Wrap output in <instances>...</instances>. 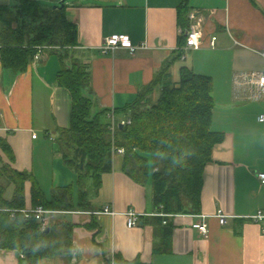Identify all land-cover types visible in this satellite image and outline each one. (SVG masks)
<instances>
[{
	"label": "crops",
	"instance_id": "obj_1",
	"mask_svg": "<svg viewBox=\"0 0 264 264\" xmlns=\"http://www.w3.org/2000/svg\"><path fill=\"white\" fill-rule=\"evenodd\" d=\"M1 1L8 11L0 10V14L13 19L17 0L12 7ZM52 1L57 4L54 8L64 1L67 21L77 28V45L64 51L68 66L87 67L90 83L84 94L94 103L93 115L108 111L112 116L117 111L115 119L125 121V109L152 87L166 66L174 84L187 68L212 78V129L223 133L224 140L214 147L212 161L204 170L200 213L171 215L163 222L156 220L151 181L134 182L123 169L124 155L115 154L113 170L102 176L101 187L96 190L91 180L86 183L89 208L51 210L60 252L38 264H114L117 256L142 264H264V226L247 218L264 209V184L257 177L264 173V123L258 121L264 114V100H250V88L234 84L239 73L264 71V0H254L255 4L251 0H188L190 22L200 25L203 37L198 50L181 57L177 9L183 0ZM17 26L13 22L11 28ZM5 28L0 24L4 198L11 201L15 190L3 174L7 166L32 174L48 199L56 188L74 186L78 206L77 174L65 164L58 145L60 132L70 127L71 120L70 91L57 81L62 69L60 52L41 48L38 61L34 58L24 72H13L1 62ZM114 34L128 36L136 51L131 54L119 48L103 54L105 39ZM213 37L217 40L211 47ZM158 91L156 87L151 98L155 94L157 98ZM48 159L54 170L50 190H45L37 163ZM31 188L32 183L26 182V208L33 207ZM104 207L116 215L100 213ZM130 209L141 216L139 226L132 229L125 217ZM219 212L227 218L225 225L216 217ZM202 223L207 224V235L199 231ZM167 227L171 229L169 249L157 252ZM22 259L17 251L0 250V264H27Z\"/></svg>",
	"mask_w": 264,
	"mask_h": 264
},
{
	"label": "trees",
	"instance_id": "obj_2",
	"mask_svg": "<svg viewBox=\"0 0 264 264\" xmlns=\"http://www.w3.org/2000/svg\"><path fill=\"white\" fill-rule=\"evenodd\" d=\"M17 2L13 19L6 20L0 14V24L6 26L1 62L19 73L28 68L39 48L60 52L62 69L57 81L70 91L71 120L70 127L60 132L58 145L65 164L77 174L79 205L74 203V186L56 188L48 199L32 174L3 167V174L15 190L12 200L7 201L6 188L0 185V250L19 252L27 264H38L43 258L57 255L60 240L53 227L49 232L42 231L37 221L27 219L21 212L12 216L13 211L26 208V182L32 183L33 207L43 206L49 211L87 209L86 183L91 180L96 190L101 187L102 176L113 170L117 149L124 150L123 169L129 178L141 185L151 181L156 213L199 214L205 167L212 161L214 147L224 140L223 133L212 129V78L183 68L180 82L174 84L166 66L152 87L125 109L130 124L115 125L112 131L109 112L93 115L94 103L84 94L90 83L87 67L67 64L64 50L77 45V28L67 21L65 6L47 9L37 0ZM0 10L8 11V7L0 6ZM189 12L188 0H183L177 9L182 29L179 57L184 54L185 31L191 23ZM13 22L18 24L15 29L11 28ZM156 87L158 97L153 99L151 93ZM114 114L116 117L120 113ZM166 218L156 216L160 222ZM163 235L164 243L157 252L169 249L171 229L165 228ZM114 264L142 263L117 256Z\"/></svg>",
	"mask_w": 264,
	"mask_h": 264
},
{
	"label": "built area",
	"instance_id": "obj_3",
	"mask_svg": "<svg viewBox=\"0 0 264 264\" xmlns=\"http://www.w3.org/2000/svg\"><path fill=\"white\" fill-rule=\"evenodd\" d=\"M203 37L202 28L198 23L191 22L189 28L185 31V45L182 47L184 53L191 50H198L201 46V40ZM216 37H213L211 40V47L215 46ZM143 48L146 47L145 44L141 45ZM126 48L130 51V53H134L137 47H134L128 36L122 34H114L110 37H107L101 47V51L103 54H109L114 52L116 49ZM41 49L39 48V53ZM261 56L264 58V52L261 53ZM40 59L39 54L35 56V60L38 61ZM235 87H242L247 85L251 90V95L249 96L250 100L261 101L264 100V71H252L247 73H239L234 78ZM112 120V131L115 129V125L122 124H130V120L125 121H117L114 115L110 116ZM258 121L264 123V114H261L258 117ZM33 139L37 138L36 134L32 135ZM115 154H124L123 149H117ZM258 179L262 184H264V173H260L257 175ZM16 212H21L27 219L35 220L38 222L40 229L42 231H46L51 227V219L49 215H52L54 212L46 210L43 206L24 208L18 211H13L12 216L15 215ZM103 214H109L111 216H115L116 213L110 210L109 207H104V209L100 212ZM155 216L160 217H169L170 215H166L164 213H156ZM126 217V225L129 229L135 228L139 226L141 216L136 211L130 209L125 213ZM219 223L221 225H225L227 223V218L221 212L216 215ZM248 220L253 221L258 224H262L264 226V209L258 210L254 215L247 217ZM166 223V222H164ZM199 231L202 235L208 234L207 224L202 223L199 226ZM262 232L264 233V227L262 228ZM22 258L25 256L22 255Z\"/></svg>",
	"mask_w": 264,
	"mask_h": 264
},
{
	"label": "rangeland",
	"instance_id": "obj_4",
	"mask_svg": "<svg viewBox=\"0 0 264 264\" xmlns=\"http://www.w3.org/2000/svg\"><path fill=\"white\" fill-rule=\"evenodd\" d=\"M42 6H48V8H54L55 5L57 4H54V2L52 0H37ZM1 2H3V4H8L9 7H12V6H16L17 5V2L16 0H2ZM5 2V3H4ZM153 98L155 99L156 98V94L153 95ZM38 167H37V171L38 172H41L42 174V182H43V186L45 188V190H50V187H51V183H50V180L52 178V175H53V168L51 167V161L50 159L48 160H45L44 162L41 161V162H38ZM68 171H70L68 168H66ZM71 172V171H70ZM74 175V174H73ZM91 182H89V186H88V190L90 192H92L93 190V187H92V184H90ZM48 192V191H47Z\"/></svg>",
	"mask_w": 264,
	"mask_h": 264
},
{
	"label": "water",
	"instance_id": "obj_5",
	"mask_svg": "<svg viewBox=\"0 0 264 264\" xmlns=\"http://www.w3.org/2000/svg\"><path fill=\"white\" fill-rule=\"evenodd\" d=\"M64 6H65V3H64V1H63L62 3H60L59 6H57V7H55V8H60V9H62ZM120 126L122 127L123 125L121 124ZM46 232H49V229H48ZM28 258H29V256L27 255V259H28Z\"/></svg>",
	"mask_w": 264,
	"mask_h": 264
}]
</instances>
